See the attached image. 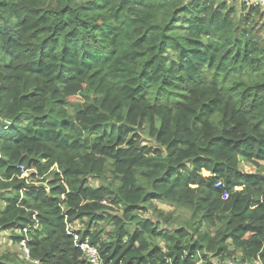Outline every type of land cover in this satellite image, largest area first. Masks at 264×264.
<instances>
[{
	"label": "trees",
	"instance_id": "16d2710c",
	"mask_svg": "<svg viewBox=\"0 0 264 264\" xmlns=\"http://www.w3.org/2000/svg\"><path fill=\"white\" fill-rule=\"evenodd\" d=\"M233 3L0 0V235L40 264H91L68 225L100 264L264 263L240 169L264 168V8Z\"/></svg>",
	"mask_w": 264,
	"mask_h": 264
},
{
	"label": "rangeland",
	"instance_id": "374dc122",
	"mask_svg": "<svg viewBox=\"0 0 264 264\" xmlns=\"http://www.w3.org/2000/svg\"><path fill=\"white\" fill-rule=\"evenodd\" d=\"M228 2H234L233 4L237 5V7H241L242 3H244L243 1L240 2V0H227ZM246 4V3H244ZM247 5V4H246ZM260 165H262L264 167V163H261ZM241 171L245 174H256L259 175L260 177L264 178V168L262 170H259L260 172H258V168L250 165V164H245L242 163L241 167H240ZM26 177L28 176V171L25 172ZM204 175H208L205 174ZM155 206L157 207L158 210L163 211V213L165 214H170L172 215V217H174L175 220L179 221L182 220L185 215L176 210L175 208L169 206L168 204H164L162 202H155L154 203ZM78 229L82 228V226H77ZM11 234L10 233H2L0 235V257L1 256H9L11 258H18V261H20L22 264H26V262L24 261V259L21 256V253L19 251L18 248V244L15 243L12 239H11ZM241 255L240 254H236L235 256L229 258V260H227L226 262H221L216 258H211L212 263H216V264H225V263H229L230 261H232L233 259H240Z\"/></svg>",
	"mask_w": 264,
	"mask_h": 264
},
{
	"label": "built area",
	"instance_id": "2783aa9c",
	"mask_svg": "<svg viewBox=\"0 0 264 264\" xmlns=\"http://www.w3.org/2000/svg\"><path fill=\"white\" fill-rule=\"evenodd\" d=\"M240 1H243L244 3H246L247 6H259V7L264 8V0H240ZM22 170L24 171V176H26L25 172L27 170H24V169H22ZM37 227L38 226L36 225L35 228H37ZM67 231L74 238V241H75L77 247H79L83 253V257L86 256L87 258H89V260L91 261V264H100L97 251L89 244L88 240H85L84 242H81V243L79 242V236L77 234V228L73 225H68ZM22 233L24 235H26L27 229H23ZM28 242H29V240L27 238H24L18 243V248H19V251L21 253L22 258L24 259L26 264H40L39 261L31 259V253H30V250L28 247ZM198 264H207V263H204L202 260H200L198 262ZM211 264H213V263H211ZM214 264H216V263H214ZM225 264H227V263H225ZM228 264H264V263L259 258L255 259L253 261H250V262L243 261L242 258H240V259H233Z\"/></svg>",
	"mask_w": 264,
	"mask_h": 264
},
{
	"label": "crops",
	"instance_id": "0c3cea01",
	"mask_svg": "<svg viewBox=\"0 0 264 264\" xmlns=\"http://www.w3.org/2000/svg\"><path fill=\"white\" fill-rule=\"evenodd\" d=\"M247 6V5H246ZM77 228V227H76ZM86 240H88V239H86ZM89 242V241H88Z\"/></svg>",
	"mask_w": 264,
	"mask_h": 264
}]
</instances>
